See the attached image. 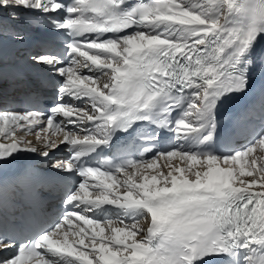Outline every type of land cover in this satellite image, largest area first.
<instances>
[{"label": "snow or ice", "instance_id": "snow-or-ice-1", "mask_svg": "<svg viewBox=\"0 0 264 264\" xmlns=\"http://www.w3.org/2000/svg\"><path fill=\"white\" fill-rule=\"evenodd\" d=\"M0 252L264 264V0H0Z\"/></svg>", "mask_w": 264, "mask_h": 264}, {"label": "bare ground", "instance_id": "bare-ground-1", "mask_svg": "<svg viewBox=\"0 0 264 264\" xmlns=\"http://www.w3.org/2000/svg\"><path fill=\"white\" fill-rule=\"evenodd\" d=\"M5 46H6V51H7V54H8V59L9 60H16L17 63H24V60H23V57L27 55V53L29 51H31V49H26V44L24 45H20V44H15L13 43L11 40L5 38ZM15 61V62H16ZM252 113L254 114H258L259 116L261 115V111H260V101L259 99L257 98L256 100V105L251 108V110L249 111V114L248 116L249 117H252ZM18 135H23V132H19ZM25 139L27 140H31L35 143V135H31V134H27L26 136H24ZM243 142V141H241ZM254 155H261V153L259 152V150L256 151V153H254ZM159 165H160V169L159 170H165L166 169L164 168V162L163 161H159L158 162ZM149 174H154L152 170H150ZM241 179H247L246 177H241Z\"/></svg>", "mask_w": 264, "mask_h": 264}]
</instances>
